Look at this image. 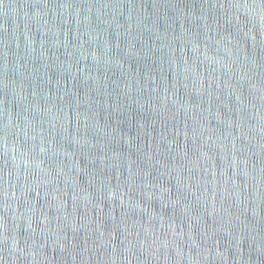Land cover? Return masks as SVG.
I'll use <instances>...</instances> for the list:
<instances>
[{
  "label": "water",
  "instance_id": "water-1",
  "mask_svg": "<svg viewBox=\"0 0 264 264\" xmlns=\"http://www.w3.org/2000/svg\"><path fill=\"white\" fill-rule=\"evenodd\" d=\"M0 264H264V0H0Z\"/></svg>",
  "mask_w": 264,
  "mask_h": 264
}]
</instances>
